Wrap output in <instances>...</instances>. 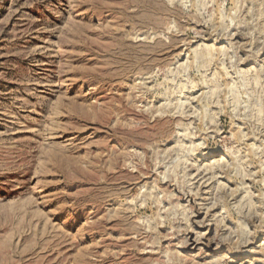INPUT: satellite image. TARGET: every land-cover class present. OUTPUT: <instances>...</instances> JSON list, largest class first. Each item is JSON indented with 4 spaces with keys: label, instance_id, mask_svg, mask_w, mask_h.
I'll return each mask as SVG.
<instances>
[{
    "label": "rangeland",
    "instance_id": "374dc122",
    "mask_svg": "<svg viewBox=\"0 0 264 264\" xmlns=\"http://www.w3.org/2000/svg\"><path fill=\"white\" fill-rule=\"evenodd\" d=\"M0 264H264V0H0Z\"/></svg>",
    "mask_w": 264,
    "mask_h": 264
}]
</instances>
